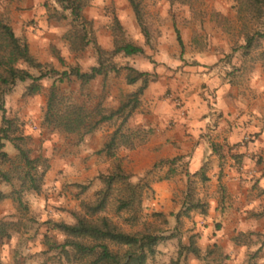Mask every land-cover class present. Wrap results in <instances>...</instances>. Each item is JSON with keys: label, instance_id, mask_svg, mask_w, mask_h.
Masks as SVG:
<instances>
[{"label": "rangeland", "instance_id": "obj_1", "mask_svg": "<svg viewBox=\"0 0 264 264\" xmlns=\"http://www.w3.org/2000/svg\"><path fill=\"white\" fill-rule=\"evenodd\" d=\"M141 5L145 23L150 27L151 39L146 42V38L138 24L135 11L129 0H89L84 8L83 14L92 23L93 33L91 39L94 41L88 44L83 50H73L69 40L72 29V18L70 11L66 10L67 17L60 18L52 11L58 9L63 11L56 0H42L46 7L45 16L41 20L30 19L34 35L30 42L24 38L32 54L49 67L56 68L59 72L71 71L74 67H79L82 71H89L90 68L98 64L99 56L96 43L111 51L114 48L113 25L117 19L125 28L126 36L129 40L144 47V53L133 56L117 54L108 57L109 63L118 70L111 71L104 79L89 81L82 84L75 75L65 77L60 81L59 77H45L40 81V89L35 94H27L26 87L31 84V80L17 81L10 92L5 97L6 115L15 118L25 135H31L28 141L30 155L33 158L40 154L48 158L50 169L46 173L41 183V191L25 189L21 190V203L15 199L17 194H13L0 201V219L6 223V231L9 237L4 238L0 244L1 264H77L67 262L61 253V245L64 243L65 234L53 225H48L47 221L74 222L73 211L79 210L82 199H92L95 192L99 190L102 183L97 179L99 173L104 170V161L100 158L97 150L92 147L100 144V138L94 135L81 138L79 133H65L51 130L43 122V117L47 108V101L51 88L55 83L59 94L69 98L71 101L83 103L89 108L100 104L104 109H113L127 98L128 81H126L127 69L130 65L138 70L145 71L152 66L156 67L160 60L159 38L163 36V25H174L182 28H191L196 31L197 25H241L239 36H245L244 44H237L232 47V51L241 50L252 56L253 66L258 62L262 63L264 72V16H258L253 9L251 0H137ZM56 11V10H55ZM56 13V12H55ZM0 16H4L0 10ZM185 52V50H184ZM185 64H194L199 67L196 60L190 58L183 59ZM172 64L171 70H178L183 64ZM229 64V65H228ZM223 65L230 69L231 77H236L237 81H245L243 74H234L242 68H248V60H243L240 64H232L228 57ZM29 69L34 74L38 71ZM149 72V71H148ZM152 79L157 75L155 71L150 72ZM142 84V82H141ZM140 84V85H141ZM140 85L136 88L140 87ZM167 87L164 98L172 100L176 106L183 107V98ZM180 102V104H178ZM3 112L0 111V125L2 124ZM120 120L102 124L99 130L103 133V138L111 129H115ZM107 133V134H106ZM110 134V133H109ZM249 141L252 136L249 135ZM87 138V139H86ZM247 141V142H249ZM5 150L8 152L13 164L0 163V170L16 172L15 167L23 165L19 157L18 149L11 141H6ZM86 153H90L87 154ZM235 165L241 169L244 167L242 159H236ZM99 167H102L101 169ZM17 176V174H16ZM14 176L12 183L2 182L0 187L7 193L22 189L21 181ZM144 176V175H142ZM151 182V174L146 176ZM138 178H134L137 181ZM78 184H89L85 192L79 194ZM190 196L193 202L200 203V183H190ZM188 188L186 192H188ZM182 190L181 192H183ZM142 200L143 218L156 220L158 223L162 217L154 218L150 214L154 211H162L154 204L155 190L144 188ZM185 195V191H184ZM180 193L174 195L173 204L168 212H164L168 218V223L163 225L165 235H172L169 239L161 242L155 256L151 257L148 264H171V261L178 256L180 242L189 244L191 235H195V241L202 250V256L196 257L194 254H187L186 264H257L262 256V246L258 245L264 241L258 237L255 244L252 242L254 236L241 233L236 238L228 237L231 227H222L221 223H215L213 230L205 235L202 227L208 224L197 219L199 209H193L187 215L183 206L187 195L180 197ZM148 214V217L146 216ZM114 220L126 229H130L129 223L124 221V216L117 217L111 214ZM139 223L134 229L141 227ZM215 236V237H212ZM237 242V243H235ZM233 243L237 244L234 245ZM253 243V244H252ZM261 252V253H260Z\"/></svg>", "mask_w": 264, "mask_h": 264}, {"label": "crops", "instance_id": "obj_2", "mask_svg": "<svg viewBox=\"0 0 264 264\" xmlns=\"http://www.w3.org/2000/svg\"><path fill=\"white\" fill-rule=\"evenodd\" d=\"M46 9L42 0H0L3 15L8 17L16 34L25 36L28 42L34 35L28 21H44L48 17L44 15ZM162 27L156 56L161 64L145 70L155 71L157 75L140 96V104L127 122L128 128H142L149 134L134 148L122 147L118 156L135 178L152 171L153 202L158 209L168 212L174 195L180 193L184 198L189 184L199 181L200 203L205 205L206 212L200 210L197 219L200 218V224H208L207 228L202 227V232L206 230L207 235L219 222L222 227H231L228 233L231 239L248 233L254 236L255 244L258 237L264 239V215L260 214L264 209L262 63H256L253 68L252 54L232 51L237 44L246 47L245 36H239L241 25H197L194 32L188 27L182 30L174 25ZM226 57L236 65L248 60L247 69L233 74H243L245 81L238 82L227 74L228 67L217 65ZM188 58L200 63L199 67L191 62L185 64L183 59ZM179 63L184 66L178 70L169 68ZM99 78L104 76L98 75L93 80ZM141 82L128 84L127 91H136ZM170 86L183 98V107L164 98ZM99 128L88 135L100 138L93 151L100 149L113 131L103 138ZM248 134L252 139L246 142L244 138ZM99 156L105 162L102 172H108L112 159L105 154ZM236 159H242L243 168L235 165ZM163 160L173 161L156 166ZM260 246L262 256L257 264H264V241Z\"/></svg>", "mask_w": 264, "mask_h": 264}, {"label": "trees", "instance_id": "obj_3", "mask_svg": "<svg viewBox=\"0 0 264 264\" xmlns=\"http://www.w3.org/2000/svg\"><path fill=\"white\" fill-rule=\"evenodd\" d=\"M63 11L52 9L60 18L67 17L66 10H69V16L72 18V29L69 35L71 48L73 50H83L93 42L91 35L93 33L92 23L86 19L83 14L84 8L89 0H56ZM138 20V24L149 43L151 39L150 27L145 23L141 5L137 0H129ZM253 9L258 16H264V0H251ZM46 7L49 8L48 5ZM56 10V11H55ZM56 12V13H55ZM114 48L106 51L97 43V52L99 56L98 64L90 68L89 71H82L79 67H74L71 71L59 72L54 67L40 62L32 54L28 42L18 36L6 17L0 16V111L3 112L2 124L0 125V163L14 161L5 150L6 141L14 143L18 149L19 157L23 165L16 166V172L13 170H0V184L2 182L12 183L14 176L21 181L22 189L14 190L13 193H7L0 187V201L17 194L15 197L20 203L21 190L28 189L41 191V183L46 173L50 169L48 158L39 155L36 158L31 157L28 141L32 139L31 135H25L19 122L15 118H9L6 115L5 97L14 87L17 81L31 80V84L26 87L27 94H35L39 91L40 81L45 77H57L63 81L65 77L75 75L82 84L89 83L98 75L108 76L111 71L118 70L109 63L108 57L117 54L124 56H133L144 53V47L126 36L125 28L116 19L113 25ZM178 33V40L183 44L181 36ZM34 68L38 74H34L23 66ZM126 81L133 84L142 81L138 90L131 92L127 98L121 102L117 108L104 109L100 104L93 108L87 107L83 103L71 101L63 97L58 92L57 85L54 83L47 101V108L43 117V122L51 130H57L65 133H79L80 137L93 133L104 122H110L114 119L120 120L116 128L109 134L103 146L97 153L105 154L112 159V166L108 172H101L98 179L102 186L95 192L92 199H82L79 210L73 211L74 222L66 221H47L48 225L62 231L66 238L64 243L57 245L61 247V253L65 256L67 262L77 264H148L151 257L155 256L158 246L161 242L169 239L172 235H165V224L168 218L164 212L154 211L150 215L154 218L162 217L161 222L143 218L142 200L144 188L153 191L151 182L146 176H139L137 181L135 175L128 172L123 167V159L118 156L122 147L134 148L143 143L149 134L147 130L131 129L127 127V122L133 112L140 104V96L152 81V74L147 71H141L133 66L127 65ZM173 160H163L156 166H162L164 163H170ZM79 194L85 192L89 184H78ZM191 187L188 188L185 201L184 213L187 215L193 209H199L206 212L204 204L193 202L190 196ZM124 216V221L129 223L130 229L124 228L117 223L113 216ZM264 215V209L260 212ZM148 217V214L146 215ZM142 226L134 229L137 224ZM9 237L6 231V223L0 219V244L4 238ZM189 244L180 242L177 258L171 261V264H186L187 254L192 253L196 257L202 256V250L195 241V235H191ZM1 264V263H0Z\"/></svg>", "mask_w": 264, "mask_h": 264}, {"label": "built area", "instance_id": "obj_4", "mask_svg": "<svg viewBox=\"0 0 264 264\" xmlns=\"http://www.w3.org/2000/svg\"><path fill=\"white\" fill-rule=\"evenodd\" d=\"M178 104H180V102H178ZM244 141H249V136H245Z\"/></svg>", "mask_w": 264, "mask_h": 264}]
</instances>
